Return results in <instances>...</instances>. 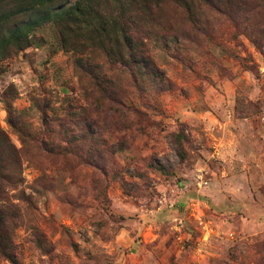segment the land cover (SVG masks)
<instances>
[{
	"label": "rangeland",
	"instance_id": "374dc122",
	"mask_svg": "<svg viewBox=\"0 0 264 264\" xmlns=\"http://www.w3.org/2000/svg\"><path fill=\"white\" fill-rule=\"evenodd\" d=\"M26 1L0 0V264H264V0L126 6L139 64L68 20L7 38Z\"/></svg>",
	"mask_w": 264,
	"mask_h": 264
},
{
	"label": "trees",
	"instance_id": "16d2710c",
	"mask_svg": "<svg viewBox=\"0 0 264 264\" xmlns=\"http://www.w3.org/2000/svg\"><path fill=\"white\" fill-rule=\"evenodd\" d=\"M57 0H28L26 6L18 9V12L26 10L31 11L33 18L19 27L13 28L7 32V38L20 37L22 31L34 24L40 25L49 20L61 22L68 20L70 26L76 30L87 35L105 47L106 44H116V54L122 61V48L129 50V58L135 64L145 63L146 56L143 50V39L149 30L147 28L142 31L136 29L126 28L127 24L124 22L125 7L129 6L128 13L131 12L134 17L137 15L143 16L149 22L153 19V12L158 6V0H76L73 4L65 7L66 0H59V4L55 6H48L56 3ZM108 2L112 3L111 10L101 8V5H106ZM133 23V22H132ZM135 23V22H134ZM119 24L117 31L116 25ZM69 28V27H68ZM113 28V32L110 31ZM62 34L65 32H61Z\"/></svg>",
	"mask_w": 264,
	"mask_h": 264
}]
</instances>
